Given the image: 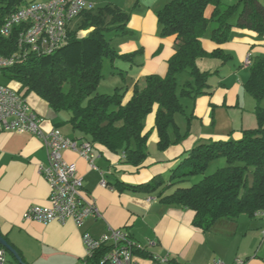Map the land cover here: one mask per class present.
<instances>
[{
    "label": "crops",
    "instance_id": "1",
    "mask_svg": "<svg viewBox=\"0 0 264 264\" xmlns=\"http://www.w3.org/2000/svg\"><path fill=\"white\" fill-rule=\"evenodd\" d=\"M171 1L113 0L110 3L130 18L118 53L135 56L131 61L118 60L122 64L116 63L113 70L128 80L124 104L132 98L136 85L144 86L147 76L167 74V63L175 53L174 42L172 38L160 36L157 13ZM260 2L264 6V0ZM232 24L236 25V18ZM203 47L208 53L220 49L228 59L207 57L197 61L201 72L211 74L209 93L179 98L184 112L174 117L177 132L173 127L169 129L172 144L168 149L157 148L159 137L154 112L147 118L146 132H151L148 159L140 167L126 164L123 154L113 153L99 144H94L97 169H91L75 152L64 153L65 160L82 177L84 192L94 200L100 213L88 218L81 228L72 221L46 226L22 219L28 208L49 204L50 187L39 170L48 162L47 151L42 140L32 134L0 132V235L17 251L24 264H82L86 256L82 236L100 238L111 229L128 232L143 246L142 254L134 256V264H142L143 260L152 264V256L168 258L169 264H212L216 260L234 264L237 259L244 260L245 264H264V216H242L234 222L223 219L204 231L193 225L194 211L163 204L159 192L134 193L117 187L120 183L144 184L158 175L166 177L197 145L239 140L244 131L255 128L256 116L247 111L253 106L248 104L250 95L245 90L251 66L246 65V60L249 58L252 63L256 57L264 59V35L233 28L225 44L217 45L206 36ZM26 99L43 119V132L59 128L69 139L90 141L72 129L68 123L71 117L53 111L36 94ZM153 145L156 149L151 151ZM103 181L106 186L102 185ZM7 259L9 263L8 254Z\"/></svg>",
    "mask_w": 264,
    "mask_h": 264
},
{
    "label": "trees",
    "instance_id": "2",
    "mask_svg": "<svg viewBox=\"0 0 264 264\" xmlns=\"http://www.w3.org/2000/svg\"><path fill=\"white\" fill-rule=\"evenodd\" d=\"M25 4V0H0V28L7 17ZM160 36L172 38L175 53L168 61L164 77L147 76L143 87L134 88L132 98L124 104L126 91L116 89L113 96L99 94L106 59L131 61L135 56L121 55L110 46L109 36L127 32L129 15L116 5L108 4L83 12L68 30L66 43L47 56L30 55L3 76L15 81L24 97L34 93L48 103L55 112L69 111L68 123L76 132L93 144L123 154L124 162L142 166L148 159L147 118L155 112V130L159 137V151L172 142L169 129L175 127L174 117L183 113L180 97L208 94L210 73L197 67L199 59L216 57L227 60L222 50L208 53L203 39L209 33L217 45L230 40L233 28L250 30L264 35V6L260 0H236L226 5L223 0H173L157 13ZM236 18V25L232 20ZM78 27L73 30V25ZM216 28L209 30L211 24ZM94 29L85 37L80 30ZM18 50V37L0 35V55L10 57ZM188 73L191 78L181 92L179 77ZM247 93L257 102L259 127L243 132L239 140L214 141L194 147L171 170L170 175L155 176L140 185H117L120 191L153 194L159 192L160 201L173 207L195 212L193 225L204 231L218 221H237L242 216L254 218L264 213V59L256 57L250 66L245 84ZM179 136H177V141ZM224 159L226 166L207 175L210 165ZM204 176L190 187L191 178ZM142 254L140 251L135 254ZM13 260L16 261L8 251ZM93 264H97L96 262Z\"/></svg>",
    "mask_w": 264,
    "mask_h": 264
},
{
    "label": "built area",
    "instance_id": "3",
    "mask_svg": "<svg viewBox=\"0 0 264 264\" xmlns=\"http://www.w3.org/2000/svg\"><path fill=\"white\" fill-rule=\"evenodd\" d=\"M95 8L90 0H47L19 7L0 28L2 37L9 38L14 32L18 37L17 52L10 57L0 55V77L5 70L30 55L47 56L56 52L66 43L71 23L83 12ZM250 64L248 58L246 65ZM42 123L43 119L22 93L0 83V132L29 133L39 137L48 155L47 164L39 170L50 187L49 204L28 208L22 219L46 226L72 221L81 228L88 218L100 216V213L94 200L85 194L83 179L76 167L65 160L64 153L75 152L89 163L91 169H97L94 144L69 139L59 128L45 133ZM102 185L106 186L105 181ZM260 216L264 213L255 215ZM82 240L86 250L82 264H134L135 253L143 250L140 243L121 229H111L100 238L84 234ZM0 264H8L7 250L1 245ZM152 264H169V259L152 256ZM212 264L226 263L216 260ZM234 264H245V261L237 259Z\"/></svg>",
    "mask_w": 264,
    "mask_h": 264
},
{
    "label": "rangeland",
    "instance_id": "4",
    "mask_svg": "<svg viewBox=\"0 0 264 264\" xmlns=\"http://www.w3.org/2000/svg\"><path fill=\"white\" fill-rule=\"evenodd\" d=\"M91 1L95 4L96 8H101V7H104V6H106V5L110 4V3H113L112 2L113 0H106L107 1L106 3L95 2V0H91ZM41 2H44V0H25V3H41ZM223 3L226 4V5H234V4H236V0H223ZM78 22L79 21H76V23L73 25V27H72L73 30L77 29ZM79 24H80V22H79ZM215 28H216V24L213 23V24L210 25L209 30L211 31V30H213ZM93 30H94L93 28L89 29V30H80L78 32V36L79 37H85L90 32H92ZM207 36H209V33H208ZM109 39L111 40L110 41V46L112 47V49H114L116 52L120 51L119 43L121 41V36L111 35V36H109ZM116 63L117 64H122V63H119V61H117V62L115 61V62L112 63L108 59H106L104 61L103 78L100 81V84H99L98 90H97L99 94L113 96L115 94L116 89L118 87H120V88L124 87V90L126 89L125 88L126 85H127L126 82H128L127 77L124 76V78H123L119 73H113L114 66H115ZM213 73H215V72H213ZM190 80H191V78L189 77L187 72L182 74L179 77V88H178V91L182 90L184 88V84L186 83V81H190ZM0 83L3 84V85H10L12 88L18 89V83L17 82L9 81L4 76L0 77ZM248 98L251 101V103H248V104L252 105L253 107L247 108V111L253 112L254 115L256 116V120L257 121H256V124L254 125V127H255L254 129H256V128L259 127V122H258L257 115H256L257 102H255L250 96ZM261 107L264 109V99L261 102ZM60 113L63 116L71 117V113L69 111H62ZM246 123L248 125L247 127H249V124H248L249 121L248 120L246 121ZM262 127L264 128V122H263V126ZM155 149H156V147L154 145L150 148L151 151H154ZM226 165L227 164H226L224 159H221V160H218V161L212 163L210 165L207 173H206V176L215 173L218 169L223 168ZM169 175H170V173H168L166 175V177H168ZM203 177L204 176H198V177L191 178L189 183L187 185H185V187H190V186H192V185H194L196 183H199L203 179ZM8 257H9V263L8 264H16V262L10 257L9 254H8ZM142 264H149V263L146 260H143Z\"/></svg>",
    "mask_w": 264,
    "mask_h": 264
},
{
    "label": "water",
    "instance_id": "5",
    "mask_svg": "<svg viewBox=\"0 0 264 264\" xmlns=\"http://www.w3.org/2000/svg\"><path fill=\"white\" fill-rule=\"evenodd\" d=\"M0 245L3 246L12 256H14V258L20 264H24L17 251L7 242V240L2 235H0Z\"/></svg>",
    "mask_w": 264,
    "mask_h": 264
}]
</instances>
